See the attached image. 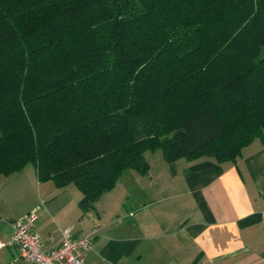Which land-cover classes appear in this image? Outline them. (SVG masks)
Segmentation results:
<instances>
[{"label": "trees", "instance_id": "1", "mask_svg": "<svg viewBox=\"0 0 264 264\" xmlns=\"http://www.w3.org/2000/svg\"><path fill=\"white\" fill-rule=\"evenodd\" d=\"M264 129V0H0V174L73 184L235 161Z\"/></svg>", "mask_w": 264, "mask_h": 264}, {"label": "crops", "instance_id": "2", "mask_svg": "<svg viewBox=\"0 0 264 264\" xmlns=\"http://www.w3.org/2000/svg\"><path fill=\"white\" fill-rule=\"evenodd\" d=\"M144 157L145 174L122 172L84 211L73 184L39 181L30 164L0 174V238L9 240L13 220L35 210L33 230L47 250L59 246L66 227L73 236L96 227L83 264H264V129L235 161L171 164L156 150ZM0 264L27 262L9 245Z\"/></svg>", "mask_w": 264, "mask_h": 264}, {"label": "built area", "instance_id": "3", "mask_svg": "<svg viewBox=\"0 0 264 264\" xmlns=\"http://www.w3.org/2000/svg\"><path fill=\"white\" fill-rule=\"evenodd\" d=\"M37 218L35 210L25 213L12 222L13 232L9 240L0 238V249L14 245L18 255L27 264H83V253L90 249L96 227L84 236H73L70 227L61 231V243L53 249H45L42 236L33 230Z\"/></svg>", "mask_w": 264, "mask_h": 264}, {"label": "rangeland", "instance_id": "4", "mask_svg": "<svg viewBox=\"0 0 264 264\" xmlns=\"http://www.w3.org/2000/svg\"><path fill=\"white\" fill-rule=\"evenodd\" d=\"M156 151H157L158 153H160V152H161L159 149H158V150H156ZM149 153H150V152H148V153H147V157H148V158H149V155H150Z\"/></svg>", "mask_w": 264, "mask_h": 264}]
</instances>
